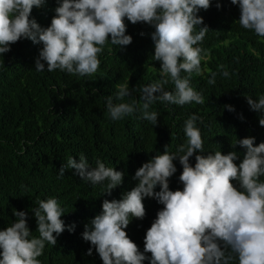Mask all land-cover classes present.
I'll return each mask as SVG.
<instances>
[{
	"label": "clouds",
	"instance_id": "clouds-1",
	"mask_svg": "<svg viewBox=\"0 0 264 264\" xmlns=\"http://www.w3.org/2000/svg\"><path fill=\"white\" fill-rule=\"evenodd\" d=\"M230 2L239 7L240 26L264 38V0ZM45 3L0 0V57L12 44L29 39L42 45L34 61L35 71L92 76L99 69V54L106 44L117 48L131 44L125 20L146 23L154 29L150 33L152 60L160 63L161 79L139 88H130L128 82L118 84L114 95L104 98L109 118L119 121L139 112L141 119L155 126L159 113L151 109L157 102L205 103L202 93L192 86L191 76L203 71L200 45L209 29L200 27L203 18L198 12L207 10L211 0H57L55 15L42 27L31 12ZM216 7H221L219 2ZM220 68L228 78L229 71L223 65ZM216 76L212 72L207 83L214 85ZM169 83L170 90L165 88ZM134 92L139 93L138 99H131ZM246 99L264 126V94ZM224 107L235 111L232 105ZM198 122L203 124V118L191 114L183 125L184 143L174 151L166 146L137 168L132 177L135 185L119 199L102 201L101 211L81 233L91 245L87 255L94 248L102 264H144L146 260L148 264H264V142L254 144V137L236 139L232 146L245 149L242 158L236 151L206 152ZM176 161L182 166L178 177L182 187L171 190L169 178L177 172ZM95 164L91 167L83 153L78 160L70 156L58 177L72 169L81 180L103 185L102 193L111 195L122 184L124 172L100 159ZM145 198L155 199L162 207L145 231L141 251L126 229L133 218H144ZM36 203L31 212L38 235L29 229L28 213L14 210L13 222L0 229V264H40L38 257L46 243L55 246L66 228L74 231V224L66 225L61 219L65 212L57 199Z\"/></svg>",
	"mask_w": 264,
	"mask_h": 264
},
{
	"label": "trees",
	"instance_id": "trees-1",
	"mask_svg": "<svg viewBox=\"0 0 264 264\" xmlns=\"http://www.w3.org/2000/svg\"><path fill=\"white\" fill-rule=\"evenodd\" d=\"M56 6L57 0H46L44 6L33 7L31 16L47 27ZM198 15L203 18L200 27L209 30L200 45L202 74H192L191 83L205 103L157 102L151 109L159 113L155 126L141 119L139 112L112 121L104 105V98L114 95L118 84L128 82L130 88H139L161 79L160 63L152 60L150 33L154 29L146 23L125 20L131 44L124 48L106 44L99 54V69L92 76L35 71L34 61L42 45L29 39L12 44L0 57V229L13 222L14 210H23L28 213L29 229L38 235L31 209L37 200L49 197L64 209L61 219L65 224L75 225L74 231L66 228L57 237L55 246L46 243L38 257L40 264H102L94 248L92 255L86 254L91 245L82 239L84 226L101 211L104 199H119L135 185L132 177L144 162L166 146L174 151L185 142L183 125L191 114L203 118V124L197 126L206 152L236 151L242 158L245 149L232 146L236 139L254 137V144L264 142L260 114L250 109L246 99L264 94V38L240 26L239 7L230 0H211L210 7ZM221 65L229 71L228 78L223 77ZM212 72L217 73L214 85L207 83ZM165 88L170 90L172 85ZM138 98L139 93L134 92L131 99ZM225 105H232L235 111H228ZM81 153L91 167L100 159L124 172L122 184L111 195L102 193L103 185L81 180L72 169L58 177L68 157L78 160ZM190 162L194 163V157ZM234 162L238 164L239 159ZM175 163L177 172L169 178L171 190L182 187L178 179L182 166ZM143 204L144 218H133L126 229L141 251L145 231L162 207L152 198H145Z\"/></svg>",
	"mask_w": 264,
	"mask_h": 264
}]
</instances>
